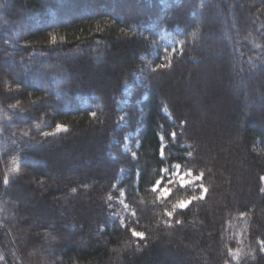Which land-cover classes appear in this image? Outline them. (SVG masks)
I'll return each mask as SVG.
<instances>
[{"label": "trees", "instance_id": "obj_1", "mask_svg": "<svg viewBox=\"0 0 264 264\" xmlns=\"http://www.w3.org/2000/svg\"><path fill=\"white\" fill-rule=\"evenodd\" d=\"M106 1L78 15L81 0H0V264H41L47 248L53 257L45 264H264L256 243L264 238V0H137L142 9L128 14ZM217 8L234 27L203 67L195 56L206 53V30H220ZM181 40L184 54L152 72L164 62V49ZM218 67L230 76L222 85L231 83L239 101L224 119L217 117L218 127L241 145L251 187L235 197V168L228 177L221 160L203 150L201 129L185 110L209 113L206 98L219 90L217 83L211 87ZM139 70L147 78L138 80ZM194 79L196 96L188 103L176 98L175 86ZM95 80L112 86L102 91ZM62 123L68 130L52 134ZM173 129L175 140L168 135ZM129 138L138 157L124 149ZM14 162L18 172L11 171ZM176 163L203 170L210 190L206 200L170 219L179 200L199 195L195 186L175 184L167 200L151 191ZM29 187L42 200L24 196ZM118 190L136 208L127 227L111 216ZM31 215L41 224L30 231ZM133 228L148 239L134 240ZM180 240L187 255L172 261L165 252ZM228 247L241 250L239 261Z\"/></svg>", "mask_w": 264, "mask_h": 264}, {"label": "rangeland", "instance_id": "obj_2", "mask_svg": "<svg viewBox=\"0 0 264 264\" xmlns=\"http://www.w3.org/2000/svg\"><path fill=\"white\" fill-rule=\"evenodd\" d=\"M101 1H103V0H81L79 7L83 6V9L81 8L78 15H84V14H86V12L94 11V7H96V8H98V7L102 8L101 6L105 7L104 5H100ZM109 1L110 0L106 1L107 4L109 3ZM114 1H115V4H117L115 11H119V8L122 7V8H124V13H127V14L131 13L132 10L139 11L140 9H142L141 6L144 5L140 2L138 3L137 0H114ZM92 6H94V7L91 8ZM228 8H229V6H228ZM108 9L113 10L114 7H110ZM215 11L216 12L214 13V16L217 19V21L219 22V29L220 30L217 29L218 31L215 30L216 32L213 31L212 28L206 30V32L204 34L205 39H203V42H202L207 47V50L205 51L206 53H204V54H203V52H201L200 54L196 53V56H195L196 58H203L204 59V64L201 65L203 67H205L207 64H209L211 62H214L213 61L214 57H212V56H214L216 54L215 48H219V47L221 48L222 47L221 45L226 40L229 41L227 38L228 32L230 29H232L234 27V25H232V20L230 22H227L226 19L224 18V15H226V14L228 15L227 12L224 13V11L222 12V10H220L219 8H217V10H215ZM69 12L72 13L73 15L75 13L72 11H69ZM227 26H229V29H227ZM219 34L221 36V41H220V38H218ZM168 43L170 45H172L173 40H168ZM230 44H231V41H230ZM116 62L119 63L120 58H118V57L115 58L112 61L111 66L115 67ZM220 64L221 63H219V65ZM231 64H232V61H231ZM194 70H195V68H194ZM217 70L221 73V75L216 73V75H214L215 77L212 76V82H213L212 84L213 85L211 87L216 86L215 83H217V85H219L218 86L219 90L217 92V95L214 93L211 96L208 95V97L206 98L208 102H206V104H205L206 106H209L208 108H209L210 114L209 113L204 114L202 112L197 113L196 111L192 110V106L186 107L185 110L190 111V109H191L192 118H190V122L194 126H199L201 129V130H199L198 141L200 140L203 150L208 151L209 153H211V155L217 156L221 160V165L223 166V171L228 177L230 176L229 173L231 170V166L235 168L234 169L235 173L233 176V179L235 181V189H234L233 193L231 194V196L234 194V197H235L238 194H249L248 192L251 190L249 180L246 181L248 167L242 165V159L244 158V155L242 154L243 151H242L241 145L237 144V140H235L234 137H228V135L226 134V129L224 127H222V126L218 127V121H217L218 118L217 117H219V121H220V119H224L225 115L228 112L232 111L233 106H235L236 104L239 105V101L237 100L238 94L233 91L234 86L231 85V83H229V85L227 87L222 85V80L227 82L229 80L230 76H227V74H225V72L222 69H220V67H218ZM146 73H147L146 70L136 71L137 79L142 80V79L147 78ZM261 80H262V82L264 81V73H263V77L261 78ZM94 82L98 83V85L101 87L100 89L102 91H105L106 89H108V85L112 86L111 81H110V84H108L107 86H104V87H103V84H101L98 80H95ZM107 83H108V81H107ZM262 86H264V82H263ZM195 87H196V82L194 79V80L190 81L189 83L184 82L182 84L180 83L179 85L175 86L173 92H174L176 98L182 100L183 102H187V101L190 102L191 98L193 96H196L197 92L194 89ZM211 87L209 86L207 90L210 91ZM200 90H201V93H204V91H205L203 87ZM215 90H216V88H215ZM211 91H212V89H211ZM263 91H264V89H263ZM254 94H256V93H254ZM243 101H244L243 102L244 106L250 105L249 101H247V100H243ZM246 101H247V103H246ZM259 103L264 107V100H262V98L260 99ZM262 112H264V110H262ZM134 134H131V135H134ZM136 148H137V146H136ZM124 149L128 152L129 151L132 152L133 155L136 154L135 151L133 150L132 140L130 138L127 139V142L124 145ZM99 157L96 159H99V161H102V155ZM102 167L104 168L103 164H102ZM102 172H104V171L102 170L101 173ZM123 194H124L123 190H118L116 195H114L113 197L110 198L111 199L110 208L112 209L111 210V216H112L113 220L117 219V220H119L120 223H122L123 225H126L131 220V218L134 217L130 213L133 210L136 211V208L128 200L127 194L125 196ZM24 196L29 197V199L31 196L33 199L37 198V199H39V201L42 200V199H40L39 196L36 195V192H33V190L30 187H29V190L27 191V195H24ZM192 198H194V197H191L188 199H192ZM129 205L131 207H129ZM51 208L54 209V206ZM55 209L57 210V212L61 211L58 208H55ZM33 218L34 217L32 216V219ZM40 218L38 217V219L41 221ZM29 223H28L29 224L28 226H29L30 231L35 229L36 227H39L41 224L38 221L35 222V219H33V222L30 221ZM64 227H66V224H64ZM45 238H48V237H45ZM169 244H170L169 247L171 249L175 250V248H176L178 250V252L175 250L176 253H170L171 251L169 250V247H168L169 251L167 250L165 252L166 257L168 254V257L170 259H172V261L175 260V258H177V257L178 258L181 257V259H183V255L186 257L187 254H186V252H184L186 245L184 242H182L181 240L178 242L172 241ZM42 245L40 246V243H36L37 249H39V250L42 249V247H43ZM49 249L50 248L45 249L44 252H41L42 255H39L41 257L40 259L42 260L41 264L47 263L48 261H50V258L53 257L52 253L49 252Z\"/></svg>", "mask_w": 264, "mask_h": 264}, {"label": "snow or ice", "instance_id": "obj_3", "mask_svg": "<svg viewBox=\"0 0 264 264\" xmlns=\"http://www.w3.org/2000/svg\"><path fill=\"white\" fill-rule=\"evenodd\" d=\"M97 30L99 31V29H97ZM121 31H123V29ZM51 39L54 43L56 41L57 37L55 35H53L51 37ZM61 39H63V37H61ZM153 43H154V41H153ZM184 44H185V41L181 40L178 42V46L172 47L171 50L164 49V53H165V55L163 56L164 62L154 64V66L151 67V71L155 73V72H158L160 70L172 67V57H174L177 53H179L180 55L184 54ZM90 115L93 118H95L97 116V113L94 112V113H91ZM180 123L182 125H185V126L187 125L186 120H182ZM68 127L69 126L67 124L62 123V124L58 125L53 130L52 134L59 133L61 131H67ZM168 135L171 137L172 140H175L177 138L178 134H177V131L175 129H173L168 133ZM165 140L166 139H165L164 133L161 132L160 144H163V148L162 149L159 148V156L162 159L166 155V153H165V148H166ZM135 155H136V157H138V153H136ZM187 156L189 158H192L194 156V153L189 151V152H187ZM11 171H14V172L19 171V168L15 162L13 163V167H12ZM205 178H206V173L203 170L197 172V170L194 168H191V167L185 168L184 165H182L180 163H176L172 166V168L164 169L163 174L162 175L160 174L158 177V180H155L154 183L151 185V191L154 194H157V197H159L161 200H167L174 195L175 190L173 188V184L178 185V187L180 189H188V188H193V186H195L196 192H198L199 195H195V197L192 199L187 198V199L179 200L175 210L174 211L169 210L170 219H172L175 217V215L177 214L178 211L188 210L195 202L204 201L207 199L210 189H209L208 185H206L203 182L205 180ZM259 180H260L261 184H264V175H261L259 177ZM5 182H7V178H5ZM259 190L261 193H264V187H261ZM73 191H75V189H73ZM123 195L124 196L126 195L125 191H124ZM129 207H131V206L129 205ZM130 214L132 216L137 215L135 210L131 211ZM239 215L241 217H246L248 215V213L245 211H242L239 213ZM175 223L180 224V223H182V221L176 220ZM125 227H127V225H125ZM129 234L136 241H144V240L148 239L147 232L138 230L137 228L130 229ZM256 243L259 245V251L264 252V238L258 237L256 240ZM229 249L231 250L232 254L235 256V260L239 261L241 250L237 254V248L233 249L232 247H228L226 250L227 254L229 252ZM252 251H254V250H252ZM2 260H4V257L2 255H0V261H2ZM224 264H231V261L226 259L224 261Z\"/></svg>", "mask_w": 264, "mask_h": 264}]
</instances>
